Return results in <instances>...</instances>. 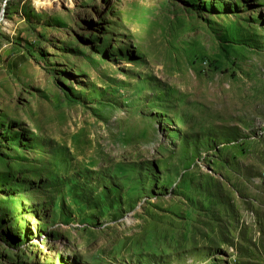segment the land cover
I'll return each instance as SVG.
<instances>
[{"label": "rangeland", "instance_id": "obj_1", "mask_svg": "<svg viewBox=\"0 0 264 264\" xmlns=\"http://www.w3.org/2000/svg\"><path fill=\"white\" fill-rule=\"evenodd\" d=\"M37 1L0 0V264H264V0Z\"/></svg>", "mask_w": 264, "mask_h": 264}, {"label": "bare ground", "instance_id": "obj_2", "mask_svg": "<svg viewBox=\"0 0 264 264\" xmlns=\"http://www.w3.org/2000/svg\"><path fill=\"white\" fill-rule=\"evenodd\" d=\"M48 4H49L48 0H44V1L40 0L37 5H48Z\"/></svg>", "mask_w": 264, "mask_h": 264}]
</instances>
